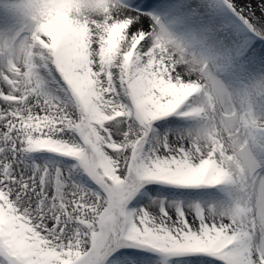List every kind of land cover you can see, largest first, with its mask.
Instances as JSON below:
<instances>
[{"label":"snow or ice","instance_id":"6c2138e0","mask_svg":"<svg viewBox=\"0 0 264 264\" xmlns=\"http://www.w3.org/2000/svg\"><path fill=\"white\" fill-rule=\"evenodd\" d=\"M186 7L0 0V264H264V14Z\"/></svg>","mask_w":264,"mask_h":264},{"label":"bare ground","instance_id":"6f19581e","mask_svg":"<svg viewBox=\"0 0 264 264\" xmlns=\"http://www.w3.org/2000/svg\"><path fill=\"white\" fill-rule=\"evenodd\" d=\"M207 2L211 5H220L222 3V0H207ZM231 2L234 6L237 5V8H239V10L240 9L244 10L245 7L248 8L249 10H251V13L249 14L254 13L255 17L256 16L260 17L262 14H264V0H231ZM136 3L139 4L142 11L154 10L156 15H158L161 18V21L165 23L167 26L171 27L173 26L174 21H176L177 19L183 17L185 14L188 13V8L186 7V5L189 3V0H136ZM145 5H148V7L145 8L144 7ZM154 6H156L157 8ZM256 49L257 50L262 49L260 51H264V43L261 44L259 41H257L254 44V49H253L255 54H256L255 51ZM257 52L259 53V51ZM262 55L263 52H261L260 55H256V56L259 59ZM177 123H179V121H177Z\"/></svg>","mask_w":264,"mask_h":264},{"label":"rangeland","instance_id":"374dc122","mask_svg":"<svg viewBox=\"0 0 264 264\" xmlns=\"http://www.w3.org/2000/svg\"><path fill=\"white\" fill-rule=\"evenodd\" d=\"M235 6L237 8V5H235ZM154 7H156V6H154ZM237 10H239V8H237ZM249 13H251V11H249V9L245 7L244 8V14H246V16L247 15L251 16L252 14H249ZM263 43H261V44H263ZM262 49H260V50H262ZM260 50H257V49L255 50L256 55H260L261 52H263V55H264V51H260ZM257 51H259V53ZM257 66H259V65H257ZM163 123L164 122H161L162 125H163ZM148 188L152 189V191L149 193V195H161V196H168V197L180 195L179 192H174L173 190H170V189H160L155 184L148 185ZM213 191H215V190H213ZM121 252L123 253V255H121L120 253L116 254L115 259L117 260V264H123V262L129 261V260L136 261V264H158L156 257H154L152 254H149V253L136 252L132 249H121Z\"/></svg>","mask_w":264,"mask_h":264}]
</instances>
